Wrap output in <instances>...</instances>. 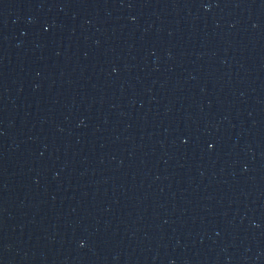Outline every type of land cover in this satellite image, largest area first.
Instances as JSON below:
<instances>
[{"label":"water","instance_id":"obj_1","mask_svg":"<svg viewBox=\"0 0 264 264\" xmlns=\"http://www.w3.org/2000/svg\"><path fill=\"white\" fill-rule=\"evenodd\" d=\"M0 264H264V100L189 0H0Z\"/></svg>","mask_w":264,"mask_h":264}]
</instances>
